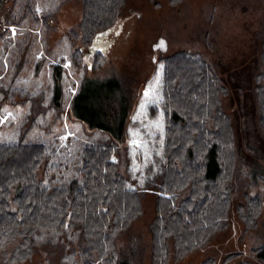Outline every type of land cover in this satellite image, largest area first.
I'll return each instance as SVG.
<instances>
[{
	"label": "trees",
	"instance_id": "1",
	"mask_svg": "<svg viewBox=\"0 0 264 264\" xmlns=\"http://www.w3.org/2000/svg\"><path fill=\"white\" fill-rule=\"evenodd\" d=\"M79 1L85 45L114 28L127 2ZM17 2L0 0V40L16 22ZM256 40L251 80L257 125L264 133V21ZM160 62L163 101L149 111L151 117L163 112L165 137L161 158L147 167L144 180L130 170L131 101L122 99L123 111L106 125L96 121L94 112L85 113L91 134L98 136L87 142L0 143V264H25L36 254L48 264H140L142 245L129 233L142 218L149 193L155 197L148 229L150 264H177L208 246L230 229L233 210L244 225L243 236L257 227L264 191L246 192L244 202L233 208L237 147L225 108V101H232L229 86L199 53L181 49ZM5 88L10 101L17 90L26 92ZM251 253L264 262V241ZM243 256L229 253L220 264H259ZM216 260L211 256L202 264Z\"/></svg>",
	"mask_w": 264,
	"mask_h": 264
},
{
	"label": "rangeland",
	"instance_id": "2",
	"mask_svg": "<svg viewBox=\"0 0 264 264\" xmlns=\"http://www.w3.org/2000/svg\"><path fill=\"white\" fill-rule=\"evenodd\" d=\"M14 15L16 22L0 40V143L87 142L94 134L85 113L94 112L96 121L106 125L116 111H123L122 99L131 101L130 170L144 180L147 167L161 158L165 137L163 112L151 117L149 111L163 101L160 60L187 49L201 54L230 89L232 101L226 100L225 108L237 147L233 208L244 202L246 192L264 191V133L257 125L251 80L264 0H127L114 28L102 31L111 41L99 52L103 56L98 51L85 55L96 37L84 44L79 0H18ZM4 86L26 92L17 90L10 101ZM55 92L59 104L53 101ZM27 95L32 100H26ZM123 159L126 167L125 155ZM154 204L153 194H147L144 214L129 233L142 245L140 264H150L148 229ZM243 227L233 210L226 233L177 264H202L211 256L220 264L232 252L264 264L251 253L264 241V209L256 228L243 236ZM129 234L121 238V247ZM39 262L48 264L37 254L25 264Z\"/></svg>",
	"mask_w": 264,
	"mask_h": 264
},
{
	"label": "water",
	"instance_id": "3",
	"mask_svg": "<svg viewBox=\"0 0 264 264\" xmlns=\"http://www.w3.org/2000/svg\"><path fill=\"white\" fill-rule=\"evenodd\" d=\"M107 36H108V33L98 35L93 43V46L88 49L85 55L88 56L91 53H94L97 51L101 53L104 52L102 49H100L99 45H100V42Z\"/></svg>",
	"mask_w": 264,
	"mask_h": 264
},
{
	"label": "flooded vegetation",
	"instance_id": "4",
	"mask_svg": "<svg viewBox=\"0 0 264 264\" xmlns=\"http://www.w3.org/2000/svg\"><path fill=\"white\" fill-rule=\"evenodd\" d=\"M110 44H111V41L108 40V36H107L100 42L99 47H100V49L105 51L106 49H108Z\"/></svg>",
	"mask_w": 264,
	"mask_h": 264
},
{
	"label": "snow or ice",
	"instance_id": "5",
	"mask_svg": "<svg viewBox=\"0 0 264 264\" xmlns=\"http://www.w3.org/2000/svg\"><path fill=\"white\" fill-rule=\"evenodd\" d=\"M163 46H164L163 41H161L160 42V47H163Z\"/></svg>",
	"mask_w": 264,
	"mask_h": 264
}]
</instances>
